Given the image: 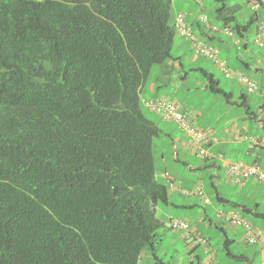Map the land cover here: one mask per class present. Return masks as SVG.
Listing matches in <instances>:
<instances>
[{
  "label": "trees",
  "instance_id": "trees-1",
  "mask_svg": "<svg viewBox=\"0 0 264 264\" xmlns=\"http://www.w3.org/2000/svg\"><path fill=\"white\" fill-rule=\"evenodd\" d=\"M172 1L0 0V264H140L154 251L174 179L156 176L164 132L141 91L171 58ZM220 1L218 20H235ZM253 15L232 29L247 35ZM200 70L208 93L232 101ZM232 242L226 255L247 260Z\"/></svg>",
  "mask_w": 264,
  "mask_h": 264
},
{
  "label": "rangeland",
  "instance_id": "rangeland-1",
  "mask_svg": "<svg viewBox=\"0 0 264 264\" xmlns=\"http://www.w3.org/2000/svg\"><path fill=\"white\" fill-rule=\"evenodd\" d=\"M199 1L205 4V11L202 14L207 17L208 21L221 26L223 21L221 19H216V16L218 15V12H216V10L222 5V2L220 0ZM194 2L195 0H173L171 5L170 20L172 21L174 17L181 12L184 14H189L190 10L195 12L196 4ZM239 3H241V0L226 1L227 5H234ZM250 14V10L246 11L242 8L233 13H228L227 16H235L237 18L236 21L241 22L243 19L248 18ZM236 21H231L229 23L230 26L233 27ZM193 30L196 31H193L194 34H200L202 32L200 28L197 27H193ZM212 32L216 33L217 31ZM253 36L254 35H250V38L253 39ZM184 39L185 38L183 36H179V34L175 32L171 45V58L166 60L163 64L154 65L152 67L149 77L150 81L166 79V82L162 81L165 84H163L159 88V90L156 89L155 93L158 96H167L171 100L175 101L181 109L186 111L195 109L198 112L204 111V113L206 112L209 115L211 113H223V109H226L228 107L223 98L219 94L208 93V91L204 88V85L206 83L205 78L201 75V73L191 71L190 67L203 66L205 69L212 71L215 78L220 80L219 86L226 91H232L234 94L233 98L235 100H238V95L240 93L248 92V90L246 86L241 82L233 80L232 77L228 78V75H226V73L230 72L229 68H241V72L248 76L251 80H256L254 73L250 69L241 67L240 62L236 60L237 52L235 51V48H233V50L231 49L229 45L230 42L226 37H223V42L219 40H210L205 37L203 38V42L212 44L220 50L218 59L225 63L224 68L217 64L214 59H208L203 56H197L196 59L194 58L193 60L192 57L194 50L192 48V43L191 41ZM260 51L264 55V49H261ZM223 59H226L228 64ZM174 61H176V63H183L184 70L178 69L176 64H174ZM179 75L183 76L184 79H177ZM144 87L145 91L142 93V95L144 97H149L152 94V91L150 90L149 85H145ZM248 99L250 103H252V108L258 113V116L264 118V110H260V108L258 107L260 104H262V99L254 96L251 93H248ZM234 110L239 111L238 114L242 117L246 115L244 107L234 106ZM144 112L146 113L147 117L150 120L154 121L158 125V127L161 128L165 133H161L160 137L154 140V162L157 178L159 177L161 171L166 170L169 173H172L175 178H178L179 181L182 180L184 182V185H186L185 182L191 180L194 181L195 174L193 172L188 171L184 166L175 164L174 162H172L173 160H171V154L174 153V150L172 148V145H169L170 140L167 134L173 136H181V131L176 127L174 123L164 120L161 116H158V113H148L145 109ZM248 121L250 122L248 130L249 132L245 131V133L247 135L258 134L264 137V128H257L258 124L255 122L256 120L248 119ZM244 123L245 121L241 119L239 124L240 128ZM163 153L165 154V156L162 155ZM161 156L166 159V162L162 161L163 158ZM243 159L247 161L251 160L250 157H244ZM183 160L184 159L180 157V161ZM176 167L180 169H177ZM195 172L199 173L202 177L204 194L210 199V204L198 202L199 207H196L194 211L200 214L202 212L203 206L207 207L206 212L212 223L209 222V219H206L203 223L204 225H200V230L211 239L214 247H217L219 250H221V252H223L222 254L218 253L220 256V262L218 264H262L260 254L258 253V245L247 244L244 239L241 240L240 233L242 232V229L240 227H235L231 225L229 221H223L220 218L216 217V212L219 210L226 211L230 209L236 210L238 212V207L220 202L216 199L215 189L211 186V181L208 177L210 174L209 172H206L204 169ZM160 181L163 182V179L160 178ZM219 181L216 182L219 193L222 196L228 198L231 203L239 205L247 204L249 206H254V204L257 203L258 210L260 212H264V184L262 182L251 183L248 184L245 188L241 189L239 186L227 183L223 173L220 176ZM191 197L192 198H190V200H198L199 198L195 195ZM163 209L165 208L162 204L157 205L156 217L162 221H164V219H162L163 216L161 217V211ZM242 215L255 227L264 229V220H258L250 214ZM185 217H188L190 219V224L192 225L195 217H193L191 213H189V211L185 212ZM185 217H183V219L189 221ZM210 225H212V227ZM220 227L224 229L228 238L234 240V242L230 245L229 250L236 256H241L242 254L246 255L247 261L246 259L243 260L228 258L225 255V249L223 247L224 234L220 230ZM157 232L160 234V241H158L155 245V255L160 259L161 264H190V257L186 245L178 240L172 239L169 235V230L166 233L164 227L159 228ZM141 257L142 258L140 264H158L156 262L157 258L152 255V251L150 250H148L147 253L143 251ZM204 263L205 260H202V264ZM194 264L199 263L197 261Z\"/></svg>",
  "mask_w": 264,
  "mask_h": 264
},
{
  "label": "crops",
  "instance_id": "crops-1",
  "mask_svg": "<svg viewBox=\"0 0 264 264\" xmlns=\"http://www.w3.org/2000/svg\"><path fill=\"white\" fill-rule=\"evenodd\" d=\"M194 3L196 4V11L195 12L190 10L189 14H184L182 12L179 14L184 16V19H185L187 25L190 27L192 33L196 32L195 30H193V27L200 28V30L202 32L200 34L195 33V35L202 42L204 40L203 39L204 37L208 38L210 40H219L221 42H223V37L227 38V40L230 42L229 45H230L231 49L233 50V48H235V51L237 52L236 60L238 62H240L241 67L246 68V69H250L254 73L256 80H253V81H255L257 83L259 89L256 92L251 93V94L262 99V104H260L258 107L260 108V110H264V97H263V93H262V89H264V55L260 51L261 49H264V48L258 47L254 43V36H255L256 28H257L258 24L259 23L264 24V7L259 8L257 10L258 12L256 14H254V12H253L254 10L250 9L247 0H241V3L231 5L230 10H226V12L228 11V13H233V12L237 11L238 9L243 8L246 11L250 10L251 15L254 14L252 16L253 20L251 21V24H248L246 28L241 29L244 33H247V35L240 36L233 30L235 38L239 40L240 47L238 48V46L235 44L234 40L224 32L225 26H229L231 29L233 28L230 26V24H229L230 22L225 23V21H224L221 26H218L215 23L209 22L208 19H206V21L202 22L200 20V16L204 15L202 13L205 11V4L203 2L196 1V0ZM223 13L225 14V11ZM179 14H177L174 17L173 23L175 21V18ZM249 16H248V18L243 19L241 22L236 21L237 18L234 16V18H235L234 21H236L239 24H243V23H246L250 19ZM222 18H225V15H223ZM216 19L218 20L217 17H216ZM213 29H215V30H213ZM212 31H217V32L213 33ZM248 31H250V32H248ZM250 35H254L253 39L250 38ZM179 36H182V35L179 34ZM185 39L188 40L187 38H185ZM188 41H190V40H188ZM203 43L207 44V42H203ZM208 45H212V44L208 43ZM218 51H219V55H220V50L218 49ZM226 53H227V50H226ZM196 57H197V55H195L193 52L192 59L194 60V58L196 59ZM223 60L226 61V63L228 64L226 59H223ZM174 62H175L174 64H176L178 69L184 70L183 63H181V62L176 63V61H174ZM173 65H171V66H173ZM200 69L207 70L203 66H191L190 67V70L193 72L201 73ZM229 69H230V72H228L229 75L225 72L226 75H228V78L232 77L233 80L238 82L237 76L240 74H243L241 72V68H232L231 67ZM207 71H209V70H207ZM210 72H212V71H210ZM177 79H184V77L179 75L177 77ZM217 80H218V83H220V80L219 79H217ZM162 81L166 82V79L165 80L164 79L163 80H160V79L153 80L152 83L149 84L150 90L152 91V94L149 97H144L142 95V93L145 91V87H143V89L141 91L142 92L141 93L142 99L146 101V100H150V99L162 98V99H166V100H169V101L176 103L175 101L171 100L167 96H164V95L158 96L155 93L156 89L159 90V88L163 84H165ZM205 85H206V83H205ZM205 85H204V88H205ZM230 92H232V91H230ZM232 94H233V92H232ZM246 94H248V92H246ZM247 101H248V104L250 106V110H252L253 113L252 114L245 113L246 115L243 117L238 114L239 111L234 110V106L243 107L238 103L239 101H237V100L235 101L234 98H232V101H230V102L225 101V103L227 104L228 107L226 109H223V113H220V114L211 113L209 115L206 112L204 113V111L198 112L195 109L194 110L191 109V111H192L191 112V111L183 110L179 106L178 107L184 114H186L188 116V118L192 122L193 126L203 130L206 133L207 142H205V144H203V146L207 148V150L210 154H212L214 156L222 155L224 160H229V161H233V162L242 161L245 163H252L254 161H257L258 165L264 170V149L251 145V139H257V140L264 143V137L261 135H258V134H248L247 135L245 133V131L249 130V126H250V122L248 121V119L256 120L255 122L258 124L257 128L263 129L264 128V118L259 117L256 110H254L252 108V105H251L252 103H250L249 99ZM145 105L146 104L144 103V106ZM232 106H233V108H232ZM234 112L237 114H235ZM152 113H154V112H152ZM241 119H243L245 121V123L242 124V126L240 128L239 124H240ZM170 122L174 123L176 125V127L181 131L180 132L181 136H178V135L173 136V135L167 134V136L170 140L169 145H172V148L174 150V153L171 154L172 155L171 160H173L172 162H174L175 164L180 165V166H184L188 171L193 172L195 174V179H194V181L191 180V181L185 182L186 185H184V182L182 180L179 181L178 178H175L174 176H172L174 179V182H175V186L173 188H170L166 177H164L165 174H163L164 172H166V170L160 172L159 176L161 177V179L164 180V183L166 185L168 184L167 185L168 186V203L163 205L165 209H163L161 211V217L163 216L162 219H164V221H162L160 219L159 220L163 223L162 227L165 228L166 233L169 230V235L171 236L172 239L178 240L187 246V251H188V254L190 257V264H194L197 261L200 262V260L201 261L205 260L206 259L205 258V250H207L210 253L213 263L218 264L220 262V256L218 253L222 254L223 252H221V250H219L217 247H214V245L211 242V239L208 236H206L200 230V225L201 224L204 225L203 223L205 222L206 219H209V222L212 223L211 219L208 217L207 212H206L207 207L203 206L202 212L200 214H198V212L194 211L196 209V207H199L198 202L206 204L203 201L202 197L197 193L198 187H200L202 189V191L204 192V190H203L204 186H203V180H202L201 175L199 173H196L195 171L204 169L206 172H209L210 174L208 177L210 178L211 186L215 189L216 199L218 201L226 203V204L235 205L234 203H231L228 200V198H226L225 196H222L219 193L218 186L216 185V182L220 180V176L222 175V173L224 174L225 180L227 181V183L233 184L226 176V170H225V163L226 162L219 160L216 157L215 158L211 157L209 159H201L197 155V153L194 151V149L190 148V146H188V144L186 143L187 138H186L185 132L178 126L177 123H175L173 121H170ZM180 157L183 158L184 160L180 161ZM244 157L245 158L250 157L251 160L250 161L244 160L243 159ZM162 158H163L162 161L166 162V159L164 157H162ZM191 158H194V159H191ZM195 160H196V162H195ZM176 168L180 169L178 167H176ZM258 182L259 181H255L253 179H248L247 181H244L242 184H233V185L239 186L241 189H243L248 184L258 183ZM219 184H220V181H219ZM193 195L198 196L199 197L198 200H195V199L190 200V198H192L191 196H193ZM209 204H210V202H209ZM245 205L247 207H254V206L258 207L257 203H255L254 206H249L247 204H245ZM156 209H157V206L155 208V214L157 212ZM257 210H258V208H257ZM186 211H189V213H191V215L193 217H195V220L192 222L193 224L191 225L195 231V234L203 236L207 239L208 244L206 242V245H207L206 248L203 244H197V243L188 244L183 239L181 233L174 231V230L169 228V226H168L169 219L170 218L183 219V217H185ZM228 211H230V209L226 210V211L219 210L216 212V217L220 218L223 221L227 220L224 218V215L229 213ZM219 213L221 216H219ZM238 213H239V216H241L245 220H247L242 215L243 213L240 210L238 211ZM250 215H253L255 217L254 213H250ZM185 218H187L190 222V219L188 217H185ZM258 220H262V219H258ZM210 226L212 227V225H210ZM235 227H240L242 229V232L240 233V237H241V240L245 239L244 238V232H245L244 228L242 226H235ZM257 229L264 233L263 228H257ZM222 230H224V229H222ZM223 234H224V242H225V239L232 240V239L227 237L226 233L223 232ZM224 242H223V247L226 250ZM233 242H234V240H233ZM255 245H258V248H259L258 253L260 254V257H261V261H262L261 263L264 264V237L262 239H260L259 242L256 243ZM145 253H147V251H145ZM152 255L155 256V258H157L156 262L158 264H161L160 259L155 255V249H154V251H152ZM225 255H226V252H225ZM227 257L230 258L229 256H227ZM243 260H245V259H243Z\"/></svg>",
  "mask_w": 264,
  "mask_h": 264
},
{
  "label": "built area",
  "instance_id": "built-area-1",
  "mask_svg": "<svg viewBox=\"0 0 264 264\" xmlns=\"http://www.w3.org/2000/svg\"><path fill=\"white\" fill-rule=\"evenodd\" d=\"M248 3L252 9H258L260 6H264V0H248ZM200 19L205 20V17L201 16ZM175 27L181 35H184L188 40L191 41L192 48L196 55L204 56L208 59H214L217 64L224 68L225 63L218 59V50L215 47L202 43L199 39H197L185 22L183 15L179 14L176 17ZM224 32L228 35H231L232 33L227 28L224 29ZM255 43L259 47H264V34L262 31V26H259L258 33L255 37ZM238 80L246 86L248 91L252 92L255 89L254 83L247 77L239 75ZM146 105L152 111L160 113L165 119L172 120L177 123L186 134V143L188 146H190V148L196 151L200 158L204 159L210 157L209 152L203 146V144H205L207 141L206 133L203 130L193 126L188 116L182 113L174 102L155 99L148 101ZM251 143L252 145L264 146V143L257 139H251ZM217 158L223 160L221 155H218ZM226 174L234 183H240L250 177L264 182V171H262L256 164H247L241 161H226ZM198 193L201 194L200 189H198ZM205 201L207 202L208 200L205 199ZM227 218L231 224L235 226H242L244 228V238L248 244H254L258 241L259 237L261 236L260 232L257 231L248 221L240 217L236 212L228 213ZM171 226L174 229L183 231L187 235V238L189 240L191 239V236L188 233L189 225L187 222L174 219L171 221ZM197 240L201 244H206V240L202 237L197 238Z\"/></svg>",
  "mask_w": 264,
  "mask_h": 264
},
{
  "label": "clouds",
  "instance_id": "clouds-1",
  "mask_svg": "<svg viewBox=\"0 0 264 264\" xmlns=\"http://www.w3.org/2000/svg\"><path fill=\"white\" fill-rule=\"evenodd\" d=\"M196 1H199V0H196ZM247 2H248V0H247ZM248 5H249V3H248ZM249 7H250V5H249ZM262 6H260L259 8H261ZM258 8V9H259ZM250 9L251 10H254V11H257L258 9H252L251 7H250ZM201 16H204L205 17V20H201L202 22H204V21H206V16L205 15H201ZM201 16H200V18H201ZM184 17V16H183ZM176 19V18H175ZM186 22V21H185ZM259 26H262V31H263V34H264V24L263 23H259L258 24V26H257V28H256V33H255V36H254V43H255V37H256V35H257V33H258V29H259ZM189 27V26H188ZM174 28H175V32L177 33V34H180L179 32H178V30L176 29V27H175V21H174ZM190 28V27H189ZM225 28H227V29H229L232 33H231V35H228L229 37H231L233 40H234V42H235V44L238 46V48L240 47V44H239V40L238 39H236L235 38V36H234V31H233V29H231L229 26H225L224 27V29ZM191 30V29H190ZM213 30H215V29H213ZM194 34V33H193ZM181 35V34H180ZM195 35V34H194ZM182 36H184V35H182ZM196 36V35H195ZM185 37V36H184ZM186 38V37H185ZM196 38L197 39H199L197 36H196ZM200 40V39H199ZM201 41V40H200ZM202 42V41H201ZM203 43V42H202ZM208 45V44H207ZM255 45H257L256 43H255ZM212 46V45H211ZM258 46V45H257ZM214 47V46H213ZM259 47V46H258ZM261 48H264V47H261ZM217 49V48H216ZM218 50V49H217ZM195 54V53H194ZM196 55V54H195ZM197 56H200V55H197ZM204 57V56H203ZM218 58H219V51H218ZM240 75H242V74H240ZM239 76V75H238ZM238 76H237V79H238ZM243 76H245V77H247L250 81H252L253 83H254V85H255V89L252 91V92H250V91H248V93H254V92H256L259 88H258V86H257V83L255 82V81H253V80H251L248 76H246V75H243ZM239 81V80H238ZM240 82V81H239ZM262 93H263V97H264V89H262ZM150 100H155V99H150ZM150 100H142V102H144L145 104L148 102V101H150ZM157 100H166V99H162V98H159V99H157ZM169 101V100H168ZM172 102V101H171ZM176 104V103H175ZM177 105V104H176ZM178 106V105H177ZM149 108V107H148ZM150 109V108H149ZM178 109H179V107H178ZM151 110V109H150ZM180 110V109H179ZM152 111V110H151ZM181 111V110H180ZM152 112H154V113H157V112H155V111H152ZM182 112V111H181ZM183 113V112H182ZM159 114V116H161L164 120H167V119H165L160 113H158ZM186 115V114H185ZM168 121V120H167ZM169 121H172V120H169ZM174 122V121H173ZM207 142V141H206ZM263 143V142H262ZM251 145H252V143H251ZM252 146H255V147H258V148H263L264 149V146L263 145H252ZM206 148V147H205ZM207 149V148H206ZM208 151V150H207ZM196 152V151H195ZM210 154V153H209ZM222 156V155H221ZM211 157H218V156H214V155H212V154H210V157H207V158H204V159H209V158H211ZM201 159H203V158H201ZM222 161H229V160H224V158H223V156H222ZM220 160V159H219ZM242 162V161H241ZM245 163V162H244ZM247 164H256L262 171H264L259 165H258V163H257V161H254V162H252V163H247ZM225 170H226V163H225ZM226 176H227V174H226ZM227 178L233 183V184H242L244 181H247L248 179H253V180H255V181H258V180H256V179H254L253 177H250V178H247L246 180H244V181H242V182H240V183H234L228 176H227ZM259 182H262V181H259ZM264 183V182H263ZM170 188H173L174 186H175V182L174 183H171L170 185ZM198 189H200L201 190V194H199L198 193ZM198 189H197V193L202 197V199H203V201L206 203V204H209V202H210V200H209V198L204 194V192L202 191V189L200 188V187H198ZM205 199H207L208 201L206 202L205 201ZM229 213L230 212H236L238 215H239V213L236 211V210H230V211H228ZM227 215H228V213L227 214H225L224 215V218L225 219H227V221H229L228 220V218H227ZM219 216H221L220 215V213H219ZM241 217V216H240ZM243 218V217H242ZM174 219H179V220H183V221H185V222H187L188 223V225H189V230H188V233L190 234V236H191V239L189 240L188 238H187V235L183 232V231H181V230H178V229H174L172 226H171V221L172 220H174ZM246 221H248V220H246ZM230 222V221H229ZM249 222V221H248ZM250 223V222H249ZM251 224V223H250ZM233 225V224H232ZM252 226H253V224H251ZM168 226H169V228L170 229H172V230H174V231H177V232H179V233H181V235H182V237H183V239L188 243V244H193V243H197V244H201V243H199V241L197 240V238H199V237H202V238H204L205 240H206V242H207V239L205 238V237H203V236H200V235H197V234H195V231H194V229L192 228V226H191V224H190V222L189 221H187V220H185V219H180V218H170L169 219V221H168ZM235 226V225H234ZM254 227V226H253ZM257 231H259L260 232V234H261V236L259 237V239H258V241L257 242H259V240L260 239H262L263 237H264V233L262 232V231H260V230H258L256 227H254ZM245 240V239H244ZM246 242V241H245ZM256 242V243H257ZM247 243V242H246ZM256 243H254V244H256ZM207 244H208V242H207ZM248 244V243H247ZM254 244H249V245H254ZM204 246H205V248L207 247V245L206 244H203ZM205 263L204 264H214L213 263V261H212V257H211V255H210V253L207 251V250H205ZM198 263L199 264H202V261L200 260V262L198 261Z\"/></svg>",
  "mask_w": 264,
  "mask_h": 264
}]
</instances>
